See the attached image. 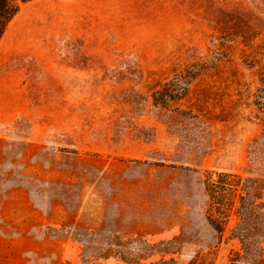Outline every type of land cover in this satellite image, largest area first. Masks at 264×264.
<instances>
[{
	"label": "rangeland",
	"instance_id": "rangeland-1",
	"mask_svg": "<svg viewBox=\"0 0 264 264\" xmlns=\"http://www.w3.org/2000/svg\"><path fill=\"white\" fill-rule=\"evenodd\" d=\"M0 151L64 226L0 264H231L203 180L264 177V0L22 4L0 42Z\"/></svg>",
	"mask_w": 264,
	"mask_h": 264
},
{
	"label": "trees",
	"instance_id": "trees-1",
	"mask_svg": "<svg viewBox=\"0 0 264 264\" xmlns=\"http://www.w3.org/2000/svg\"><path fill=\"white\" fill-rule=\"evenodd\" d=\"M34 0H0V42L22 4ZM207 221L222 240L227 231L239 248L231 264H264V177L206 171Z\"/></svg>",
	"mask_w": 264,
	"mask_h": 264
},
{
	"label": "crops",
	"instance_id": "crops-1",
	"mask_svg": "<svg viewBox=\"0 0 264 264\" xmlns=\"http://www.w3.org/2000/svg\"><path fill=\"white\" fill-rule=\"evenodd\" d=\"M4 162L6 157L0 151V254L23 255L24 249H16L23 239L35 243L62 239L64 226L58 217L62 207L36 202L26 173L16 178L14 168ZM42 231L41 236L35 234Z\"/></svg>",
	"mask_w": 264,
	"mask_h": 264
}]
</instances>
